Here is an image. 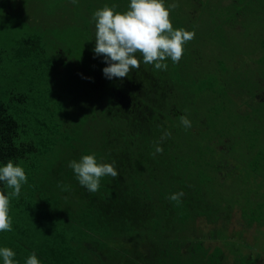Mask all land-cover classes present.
Here are the masks:
<instances>
[{"label": "trees", "instance_id": "16d2710c", "mask_svg": "<svg viewBox=\"0 0 264 264\" xmlns=\"http://www.w3.org/2000/svg\"><path fill=\"white\" fill-rule=\"evenodd\" d=\"M185 1L190 7L178 6L170 18L174 29L194 32L193 3ZM232 3V18L219 3L221 22L211 10L212 23L224 45L225 28L253 16L262 49H251L261 60L249 68L250 79L247 71L229 75L224 61L197 68L213 54L202 60L192 40L178 63L166 61V71L141 62L128 77L106 78L108 65L94 53L92 17L105 5L125 12L130 0L60 1L64 13L83 8L65 31L31 16H0L1 27L21 24L0 33V167L11 160L28 177L20 196L10 197L12 231L0 233V248L16 253L15 264L33 253L40 264H257L260 253L231 247L233 240L247 245L242 232L235 240L229 229L238 214L247 229L264 226V94L253 117L236 102L243 80L264 85V0ZM49 4L46 16L55 9ZM235 82L240 88L230 90ZM181 116L192 117L190 128ZM165 131L171 136L161 142ZM157 143L163 153H155ZM91 154L119 173L103 177L95 193L69 167ZM0 191L13 189L0 181ZM179 192V204L169 199Z\"/></svg>", "mask_w": 264, "mask_h": 264}, {"label": "clouds", "instance_id": "9594fccd", "mask_svg": "<svg viewBox=\"0 0 264 264\" xmlns=\"http://www.w3.org/2000/svg\"><path fill=\"white\" fill-rule=\"evenodd\" d=\"M72 3H77V0H72ZM116 7L105 5L95 11L92 17L96 28L94 53L104 57L108 66L103 69V73L108 79L128 77L133 69L139 70L141 62L154 65L155 70L166 71V61L171 59L174 64L178 63L183 57L184 45L195 38V32L173 28L170 15L178 7L176 3L165 6L164 0H130L127 11L118 12ZM179 119L185 129L191 127L187 116ZM170 136L171 132L165 131L161 142ZM155 153H163L159 143L155 147ZM69 167L74 170L80 185L92 193L100 189L103 177L119 176L113 164L98 163L94 154L82 156L79 162L71 161ZM0 181L13 189L8 195L0 191L2 233L12 231L10 197L20 196L21 188L27 183L28 177L22 166L9 160L5 166L0 167ZM183 196V192L174 193L169 199L179 204ZM15 255L11 248H0L3 264H15ZM26 264H40V261L33 253L27 258Z\"/></svg>", "mask_w": 264, "mask_h": 264}, {"label": "rangeland", "instance_id": "374dc122", "mask_svg": "<svg viewBox=\"0 0 264 264\" xmlns=\"http://www.w3.org/2000/svg\"><path fill=\"white\" fill-rule=\"evenodd\" d=\"M41 0H19L18 2L14 0L8 4L7 0H0V16H5V14H12L17 16L20 20H25L29 16L35 17L36 20H44L45 25L48 28H51L52 24L62 25L63 31L65 28L66 23H71L72 21L68 19L69 17L76 16V13L79 11H83L82 7L74 8L72 7L73 13H69L70 10H67L66 13L62 11L61 8H56V5L59 4L60 1L63 0H45L44 3L40 2ZM180 9H186L187 7H190V5L185 0H173ZM234 0H191L190 2L193 3L192 5V11L193 14V25H194V32H195V38L192 40V42L195 43V46L200 50L201 52V58L202 60H206L208 57V53L213 54V58L211 59V63H207L204 65L205 67H197L199 69H202V71L208 70L209 68L211 70L216 68H221L222 63L221 62H227V67L229 70V75H231L233 72L235 75L247 71L249 73V79L251 77L250 73V67L254 69V65L256 66V62L260 61L261 58H258L259 56H252L251 55V49H258L260 47V44L258 42L259 33L254 30V27L252 25L253 16L248 15L245 17H240V19L237 22V28H233L230 24L228 28H225L224 30V45H221L222 38L217 36L215 34V25L213 26L212 23V16H211V10L213 11V16L217 17L215 15L216 13V6L220 3V8L223 10L225 18H228L230 20L234 13L236 12L235 9H230L231 5L233 4ZM55 5V9L51 15H45L47 14L51 7L50 4ZM19 5V11L15 12L14 5ZM63 5V4H62ZM231 10V11H230ZM190 11V10H189ZM34 14V16H33ZM218 18V17H217ZM219 19V18H218ZM227 20V21H228ZM219 22L221 20L219 19ZM230 23V22H228ZM227 23V24H228ZM219 24V23H218ZM21 25L19 22H13L11 24H5L4 26H0V33H4L2 31V28H15L16 26ZM246 27L249 28L246 29ZM78 33H81L83 31L82 27H78L77 29ZM251 32V33H250ZM259 45V46H258ZM262 49V47H260ZM257 52H260L257 50ZM200 63V62H199ZM234 66L232 69L231 67ZM253 64V65H252ZM249 69V70H248ZM237 70V73H236ZM204 73V72H203ZM3 78L2 72H0V79ZM244 82H240V84L244 85L240 89V94H242L241 99L236 101L241 106V109L243 111L248 110V114L253 117L252 113L255 112V108H259L258 104L260 105V102L258 103V99L260 97V94H264V88H262L264 85L261 86V89H259L258 85L251 83L248 79L243 80ZM260 83V81H259ZM236 91L240 88V85L235 82L233 84ZM253 97H250V96ZM237 98H239V94L236 95ZM232 101L233 98H231ZM255 101V103H254ZM250 104L251 107L247 104ZM258 103V104H257ZM202 113V112H201ZM197 117L200 113H196ZM188 118V117H187ZM191 122L193 121L192 117L188 118ZM248 129L253 128V123L248 122ZM247 128L244 129L243 135H247ZM239 134V132H237ZM241 134V135H242ZM261 142H263V139H261ZM233 141L229 140V142L225 143V147L232 146ZM231 158V157H229ZM209 230V228H207ZM264 226L259 229L257 226H254L250 229L245 228L243 225V221L240 220V214L237 215V217L234 219V223L230 226L229 229V235L234 238L238 233L242 232V236L245 239V244L247 246H244V244L235 243L234 240L231 243V247L235 250H238L245 254H259V258L257 261V264H264ZM258 237V238H257ZM232 238V239H233ZM239 236L235 237V240L238 239ZM221 244L219 241L211 242V245L215 244ZM240 247H242L240 249ZM230 247L227 249L228 254L234 253L229 251ZM237 254V253H235ZM251 254V255H252Z\"/></svg>", "mask_w": 264, "mask_h": 264}]
</instances>
